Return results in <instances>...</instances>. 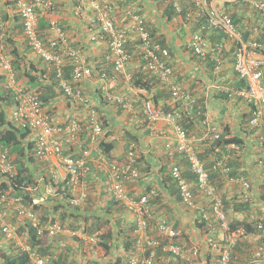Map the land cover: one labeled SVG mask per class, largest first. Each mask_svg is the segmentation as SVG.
<instances>
[{"label":"built area","instance_id":"built-area-1","mask_svg":"<svg viewBox=\"0 0 264 264\" xmlns=\"http://www.w3.org/2000/svg\"><path fill=\"white\" fill-rule=\"evenodd\" d=\"M15 1L32 52L45 63L52 64L55 67L57 76L60 79V88L66 97L76 103L89 104L90 97L85 95L83 83L95 77L96 70L94 65L90 63L84 48H77L68 31L61 25L60 19L52 16V11L56 8V0ZM243 1L264 12V0ZM34 3H41L43 10L51 12L49 16L50 27L46 36L39 33L38 14ZM114 3L115 0H103V2L92 0L90 1L91 8L95 9V12L91 16H87L85 12L87 0H75L72 13L75 17L86 21L89 26L95 25L90 34V41L106 43L105 61L113 66L114 71L118 74V79L123 80V82L130 83L132 79V74L128 68L134 61V54L128 48L127 33L128 31L135 33L137 36L136 41H138L137 51L141 55L140 65H143L163 86L169 87L173 103L179 105L181 111L190 115L189 109L191 104L195 103V99L190 91L173 82V68L169 64L172 57L170 50L153 40L144 18L138 13L131 14L128 31L118 26L119 20L115 15ZM174 5L177 11L180 12L181 7L177 0H174ZM204 15L207 16L209 25L213 28H220L229 35L235 34V26L231 17L222 15L218 10L210 7L209 0H199L196 12L188 13L186 19L194 22ZM3 37L4 34L0 33V59L9 73L8 86L16 92L18 101L14 116L16 119L23 118L24 124L39 131L37 155L45 159L60 158L62 168L68 177V185L75 187L79 174L86 169L85 156H63L60 142L55 134L68 133L71 137H74L84 129L83 125L80 121L73 120L66 126H52L49 116L44 112L39 95L16 87L14 73L5 54L6 46L2 42ZM207 44L208 42L200 33L196 32L192 35L191 46L195 53L205 56ZM221 51L222 47L218 48V52ZM67 65L71 66L72 80L70 81L64 77ZM235 70L240 80L244 81V85L242 87H230L226 91L229 93L230 100L238 98L245 102L243 111L249 113V115L247 118H243L242 122L248 128V134H253L252 139H254L255 144L249 147L236 142L230 143V154L224 155L223 159H216L214 169H220L222 172L227 173L229 167L226 163L233 156L232 152L241 153L242 156L245 155L247 160L250 159L248 161L249 173H254L253 169L258 170L257 174L260 175L259 193L264 195V44L257 40L248 44L242 43L235 53ZM97 73L98 80L101 81V89L108 99L117 100L125 109H129L130 102L122 95H118L120 93L109 85L110 79L105 68H98ZM179 108L165 112L158 108L148 95L142 101L143 114L151 124L161 120L175 122L177 143L175 149L169 151L168 154L171 163L170 173L177 183L182 205L187 209L198 211L202 209V206L196 201L199 195L212 199V202L209 203L211 204V213L202 210L203 212L200 214L202 220L205 221V234L202 236L205 238L206 257L203 255V247L200 244H188L185 247L175 242L174 239L180 238L182 232L165 219H161L156 227L160 238L150 234L149 217L151 216V210L149 195L143 194L138 198H132L125 188L127 181L137 180L141 174L138 165L140 153L136 148L137 145L133 143L131 144L133 149L128 152L126 160L123 162L108 163L105 158L103 159L105 163H108L109 189L114 198L139 216L135 230L137 234L136 252L130 257L129 264H164L165 258L163 257L168 255L180 259L182 264H206L207 256L212 254L216 256L214 264H264V200L260 198L261 201L258 206L260 211L250 210L249 221H253L254 227L250 234L247 233L244 226L232 228L231 221L229 223L226 218L223 199L217 194L210 171L200 158V149L194 140L197 136L189 135L186 129L176 122L180 116ZM91 122L93 126L92 142L95 143L102 137L104 129L94 115L91 116ZM209 133L212 134L213 139H218L222 135L221 130L211 125L208 127V131L202 134L208 135ZM175 152L186 158L191 164L190 170L197 176L199 182L196 193L192 183L184 176L183 166L177 162ZM0 173L9 174L10 176H14L16 173L7 149L3 150L2 148H0ZM249 176L252 178L251 174L248 177L241 175L229 180L241 188L239 202L253 204L255 199L254 186ZM48 191L52 192L53 188H49ZM260 195L259 197H261ZM83 196H85L84 193L80 199ZM80 199L75 198L73 203L78 204ZM33 202L38 203L39 200L34 199ZM10 206L18 219L17 221H12L6 216L7 208ZM24 222L30 223L29 225L38 234L47 231L50 235L55 236L65 232L87 239L93 244H96L99 240L97 233L90 235L84 233V230L69 231L59 221L43 224L37 212L25 201L23 196H8L6 192L0 190V233L3 239L8 242H17L24 250H27L30 253L32 264H49L50 259L47 256L40 255L37 248L25 242L19 233V228ZM245 238H253L250 241L252 243L251 252L247 255H238L236 250L241 241H245ZM251 243L249 244L251 245Z\"/></svg>","mask_w":264,"mask_h":264},{"label":"trees","instance_id":"trees-1","mask_svg":"<svg viewBox=\"0 0 264 264\" xmlns=\"http://www.w3.org/2000/svg\"><path fill=\"white\" fill-rule=\"evenodd\" d=\"M29 1L30 0H28V2ZM31 1L34 2L33 0ZM140 1L141 0H125V3L132 6L139 4ZM158 2L166 4V17L172 19L178 14L173 0H159ZM15 3V0H6L2 4V8H0V33L5 35L3 42L6 45L8 56L11 60L10 64L12 70L17 76L18 87L23 91H32L38 94L42 106H49L53 109L55 108V100L57 98L63 97V93L59 84L60 79L57 76L55 67L52 64L45 63L42 59L39 60L32 56L31 49L26 43L27 39L23 29L24 23L19 9H17ZM34 4L39 19V32L42 36H46L50 27L49 16L51 15V12L44 11L41 8V3ZM196 6H198V2L192 1L188 6L181 9L182 12L179 14L184 17L187 11L192 8H196ZM63 12L64 11H62V8L57 6L55 10L52 11V16L59 18L63 15ZM255 16H258V18L263 23L262 27H264V16L259 13H255ZM233 20L235 24H237L240 19H238V17H234ZM206 21V17H202L199 19V21H197L194 29L197 30L201 25L204 26L205 30L208 27ZM61 25L64 27V29H67L64 20L61 21ZM148 29L151 30L149 25ZM222 37H224V35ZM258 40L260 42H264V33L258 37ZM77 44L78 45L75 44V46L79 48L81 44L79 42ZM135 56L138 59L141 58L139 51H136ZM94 61L95 63L93 62V65L96 70L94 73L95 79H99L97 73L98 68L104 67L107 71L110 82L113 84L118 83V74L114 71L113 66L110 63H106L105 55L102 57V59L95 58ZM210 67H212L211 70L214 69L213 65ZM64 77L69 81L72 80L71 66H66ZM99 82L101 81L99 80ZM130 86L132 88H139L149 91L157 105L158 101L163 98V94L166 96L169 92L168 88L162 87V85L159 83V80L151 75V73L147 71L143 65L138 67L137 70L132 73ZM117 90L116 92L120 91ZM118 95H122L124 98L128 99L122 93ZM94 96V101L91 102L90 98L89 104L82 103L80 105V109L84 110L85 113L89 110L90 114L88 113V117L80 120L84 131L77 136L75 142H72L71 138L68 139L69 141L64 144V152L66 154L67 152L69 153L70 150L67 148L70 147V143L72 146H76L80 141H82L83 149L87 148L90 142L92 143L93 126L91 122V116L92 111H96L100 113V115H98V119H100L101 126L104 129L102 139L99 144L100 146L98 147L99 149H97L99 152L97 153L101 154V156H106L108 163H112L115 162V160H113L115 157L113 152L116 148L117 140H105V138L108 140V137L115 133V128L111 125V117H107L105 114V108H116L115 113H120L121 111L125 110V108L117 100H109L105 95V92L101 89V86L100 88H97ZM16 97V92L12 90L7 84V75L5 72H3V70H0V147L7 149L9 158L12 160L17 171V174L14 176V178L7 176V174L0 175L1 178L4 176L8 177V179L3 178L0 181V190L6 192L8 196H23L25 201L37 212L38 217L43 224L59 221L62 226L67 228L69 231L81 229L88 233L97 232L100 237L99 245H102L103 248H98L95 245H86L85 247L86 242L83 239L65 232L59 233L55 236L50 235L47 231L42 234H38L28 222H24L20 226L19 233L24 238L25 242L29 243L32 247L37 248V251L40 255L47 256L50 259L49 264H102V259L106 254L109 255V260L105 264H116L111 259L113 257L112 252L114 251L113 245L110 246L108 244L110 240H117V237L114 236L115 234L112 229V226L116 225L113 224L112 219L102 213V208L97 207L99 203L93 198V196H91L90 187H86L85 191L83 192L86 196H83L84 198L79 202V204H73L72 200L79 196V194H76V196L74 193H72V191L67 187L66 181L64 179L55 181V178L52 177L49 172H46L44 169L45 166L41 165L39 157L36 154L37 146L34 139V131L28 126L22 127V124H24V121L22 120L23 118L13 120L11 117V110L14 109L18 103ZM215 98H219L218 104L219 107L222 108L221 112L223 115H225L227 111H230L231 106H235V104H233L234 102L230 104V96L228 91L225 89H220V91L216 93ZM68 100L69 103L71 99L68 98ZM203 100L204 99H200L197 101L195 99V103L191 104L189 109L190 115H188L187 112L181 111L179 108L180 106L176 105L175 103H172V108L167 106L165 111H173L174 109L179 108L180 110L178 111L180 112V116L176 122L180 123L184 129H186L189 135H193V132L198 133L196 136L197 139L200 140L203 149V151H201L200 148V158L205 162L207 169L210 171L212 183L216 186L217 193L223 198L227 220L229 223L231 221L230 224L232 228L244 226L247 233L250 234L254 230L253 221H249V214L251 212L250 210L256 209V211H260L258 206L259 202L262 199L264 200V195L261 194V197H255L253 204L245 202L242 203L239 202L240 192L238 191L241 190L239 185L232 182H230L229 185L227 183H223L224 180H227V178H237L241 175H246L248 177L249 163L247 157L245 155L242 156L241 153L236 154L232 152L233 156L229 158L226 163L229 167L227 173L222 172L220 169L215 170L214 163L216 162V159H223L224 155L230 154V143L236 142L240 145H247V139H252L253 134H248V128L244 125L240 126L242 129H245L241 134L234 133L228 124L224 126L222 135L218 139H213L212 134L210 135V133L208 135L199 134L201 126L204 124L203 122L207 120V117L204 115V113H206V109L204 108L205 103L201 102ZM96 103H99L101 108L95 105ZM69 105L70 103L67 104L68 107ZM48 112L50 115H53L52 110L48 109ZM248 115L249 113L246 112L241 113L243 118H247ZM145 122L150 125L149 121L145 120ZM208 127H210V123L207 122L204 126L206 131H208ZM122 131L123 132L120 135V139H125L124 141L128 143L126 153L127 157L128 152L133 149L131 144L135 143L137 145L136 148L139 149L138 145L140 143V138L139 134L133 131L131 128H125ZM80 152L79 153L82 154V151ZM97 153L95 152V154ZM175 154L179 153L175 152ZM146 162L147 160L142 154L138 159V165L140 167L141 173H143L142 170L149 172V169H145L143 166L141 167L140 164H145ZM177 162L183 166V174L192 183L194 192L196 193L197 184L199 182L197 176H195L190 170L191 164L184 157H181V159ZM166 169L167 166L163 165V170ZM166 174L167 178L165 181L166 183L167 180L170 181V183H167V186L170 190L169 193L171 192L172 199L177 204L182 205L177 183L171 180L168 170H166ZM39 179H41V182L38 181ZM139 179L140 177L137 180ZM106 181H108V175ZM41 184H45L46 186L53 185L56 189L55 193H57V196L55 197L46 195L47 199L44 198L42 201H40V203H34L33 199L35 195L31 193L33 191H29L27 188L29 186L31 188H36ZM146 191L147 194L150 195V200L153 199V202L162 201L161 199L163 195L161 192H155V194H152L151 186ZM113 202L116 204L120 203L114 199ZM196 226L201 229H203L205 226V222L202 220L200 215L196 218ZM130 231L120 234L126 237L124 244L126 245V251L128 254H132L134 252L135 242L137 239L135 228H131ZM119 232L120 230L117 231V233ZM251 239L253 238H245V241H241L236 250L238 255H247L251 252ZM2 241L3 236L0 233V264H31L32 259L30 257V253L27 250H24V248H22L17 242H10L8 245L3 246ZM177 242L182 246L184 245L183 243H185L182 239H179V241L177 240ZM249 243H251V245ZM102 249L104 250L105 254H101L100 251ZM167 257L172 258L170 255ZM125 258L126 257H123V255H119L117 264H126ZM174 261L175 262H170L168 264H181L180 259L175 258ZM215 261L216 256L212 254L207 256L206 264H214Z\"/></svg>","mask_w":264,"mask_h":264},{"label":"crops","instance_id":"crops-1","mask_svg":"<svg viewBox=\"0 0 264 264\" xmlns=\"http://www.w3.org/2000/svg\"><path fill=\"white\" fill-rule=\"evenodd\" d=\"M5 1L6 0H0V8H2V4ZM56 1L59 8L63 5L62 9L64 12L59 19L61 21L64 20L67 28L66 30L68 31L74 45H78V42L81 44L80 47L84 48L90 63H95V58L102 59L107 51L106 43H94L90 41V34L95 25L89 26L86 21L82 20V18L79 19L74 16L72 13V0ZM90 1L92 0H87L85 7L87 16H91L95 12V9L91 8ZM100 1L103 2V0ZM158 1L159 0H141L139 4L130 6L125 3V0H115L114 11L116 18L119 20L118 26L128 31L131 14L138 13L144 17L147 27L148 25L150 26L151 30L149 31L153 36V40L161 43L164 47L170 50L172 55L170 64L174 69L173 82L190 91L192 96L197 101L204 99L201 102L205 103L204 108L206 109V113H204V115L207 117V120L203 122L204 124L201 126L199 134L202 135V133H204V126L207 122L210 123V125L216 126L217 129L222 132L224 130V126L228 124L230 125L232 132L241 134L244 129L240 126H245V123L242 122L244 119L241 116V113L244 112L243 105H245V102L238 98L230 100V104L234 102L233 104H235V106H231L230 111H227V113L223 115L221 112L222 108L219 107L218 104L219 98H215L216 93L220 91V89L226 90L227 88L241 85L240 78H238L239 76L237 77L234 70L236 42L229 38L227 39L222 37L223 35L219 32L212 31L208 28L204 30V26L200 25L197 31L201 32L202 36L209 41L210 49V56L203 59L202 57L196 55L190 47L192 33L196 31L194 26L197 21H194L193 24L188 23L186 18L180 15L182 10L180 12L178 11V14L172 19L166 17V4ZM192 1L195 2L196 0H178L181 9L188 6ZM212 7L224 14L230 15L233 18L238 17V19H240L236 24V27L243 41L258 39V37L264 33V27H262L263 23L258 16H255V13L249 3L243 0H212ZM190 12L195 13V8L187 11L186 14ZM7 24L9 25L8 22ZM136 39V34L128 31L127 45L134 54V61L128 68L131 74L141 66L139 59L135 56L136 51L138 50V41H136ZM220 41L224 43L225 51L223 53L222 64L219 69H217L211 61L213 60V56L215 57L212 49L216 42ZM262 43L264 44V42ZM211 65H213L214 68L212 70V67H210ZM117 82L118 83H115L116 86L112 82H110L109 85L112 87L115 86V90H120L117 91L124 94L128 98L127 100L130 102V108L125 109L120 113H115L116 108H105V114L108 118L111 117V125L115 128V133L108 137V140L107 138L105 140H117L116 148L113 152L115 156L113 160L123 162L126 158L128 143L124 141L125 139H120V135L122 134L123 129L131 128L139 134V153L140 156L143 154L147 160L145 164L140 163L141 167L143 166L145 169H149V172L142 170L143 173H141L139 180L127 181L125 183V188L128 194L132 198H138L141 195L146 194V190L150 186L152 187V191L156 193L161 192L163 195L161 199L162 201L153 202V199L150 200L152 212V216L150 218L151 225H155L158 220L163 217L167 218L173 225L177 228H181V230L188 235V241L183 242H188L189 245L195 243L200 244V246L203 247V255L205 256V238H203L196 226L197 214H195L192 209H187L181 204H177L172 199L171 192L169 193L170 190L167 186V183H170V181L167 180V183L165 181L167 178L166 170L170 173L169 170L171 164L168 152L174 150L177 143L175 122H166L161 120L157 121L156 124L150 123V125H148L145 122L146 118L142 111V101L147 95L152 98V94L144 89L132 88L129 82H123V80L120 81L119 79ZM100 84L101 82H99L98 79H95V77L83 83L84 92L91 98V102L94 101L95 91L97 88H100ZM171 97L170 92H168V95L166 96L163 94V98H161V100L158 101V105H156L163 110H166L167 106L172 108L173 101ZM69 103L70 105L68 107L67 104ZM69 103L63 97L55 100V108H50V110L53 111V115H51L53 123H66L73 118L83 120L90 114L89 110L85 113L84 110L79 108L81 104L74 101H70ZM95 105L101 108L99 103H96ZM96 113L100 115V113ZM192 134L193 136H196L197 133L193 132ZM60 138L63 144H66L67 141H69V137L65 135H61ZM194 140L199 149L201 148V151H203L200 140L196 137ZM254 144V139H247V145L249 147H252ZM71 146L72 144L70 143V147L67 148L70 150V154H77L83 149L82 141H80L76 146ZM95 152L97 153L99 151L96 150L90 154L87 162L89 171L84 175L82 182L90 187L91 196H93V198L99 203L97 207L102 208V213L112 219L113 224L116 225L112 226V229L115 234L114 236L117 237V240H110L108 243L110 246L113 245L114 249L112 252L113 257L111 259L117 264L119 255H123V257H126L125 263L129 264V258L133 253L128 254L126 251V245L124 244L126 237L120 234L130 231L131 228L134 229L137 224L138 216L133 211L129 210L127 206L125 207L123 203L116 204L113 202V196L108 189V181H106L108 175V163H105L104 160H102L101 154H95ZM181 157L182 156L180 154H176L177 161H179ZM163 165L167 166L166 170H163ZM44 169L52 176L54 169H56L58 173L57 178L60 179L65 176L63 169L60 167L59 163L56 162V159H53V161ZM253 170L254 173H249L248 175L252 174V178L250 176L249 177L251 178L250 180L254 186V196L258 197L260 195L258 188L260 175L257 174L258 170ZM250 172L252 171L250 170ZM223 183H227L228 185L230 184L226 180H224ZM238 192H241V190ZM204 200L205 197L203 195H199L197 198L198 204L201 205L203 209L205 205ZM10 208L11 206L8 207L6 211L7 218H17L14 211ZM118 230H120L119 233H117ZM99 242L100 240L98 243L93 244L86 241L85 247L86 245H95L98 248H103L102 245H99ZM3 246H6V244L3 243ZM100 252L101 254H105L103 249ZM108 256L109 255L107 254L104 256L102 264H105L109 260ZM163 258H165L164 264H168L172 260V262H175L173 258L167 256Z\"/></svg>","mask_w":264,"mask_h":264},{"label":"clouds","instance_id":"clouds-1","mask_svg":"<svg viewBox=\"0 0 264 264\" xmlns=\"http://www.w3.org/2000/svg\"><path fill=\"white\" fill-rule=\"evenodd\" d=\"M75 1V0H74ZM74 1L72 0L71 2L73 3V5L72 6H74ZM174 1V0H173ZM178 1V0H177ZM197 2H198V5H199V0H196ZM179 3V2H178ZM179 5H180V3H179ZM250 5V4H249ZM63 6V5H62ZM62 6H61V8H62ZM209 6L210 7H212V0H209ZM251 6V5H250ZM56 7H57V1H56ZM197 7L198 6H196V8H195V11H196V9H197ZM252 7V6H251ZM73 8V7H72ZM214 8V7H213ZM216 9V8H215ZM217 10V9H216ZM252 10H253V12L254 13H259V14H261L262 16H264V12H262V11H260V10H257V9H255V8H253L252 7ZM45 11V10H44ZM62 11H63V9H62ZM66 11V10H65ZM220 14H222V15H225V16H228V17H231L230 15H228V14H224V13H222L221 11H218ZM187 15V14H186ZM186 15L184 16V18H186ZM205 17H206V22H207V25H208V29H210V30H212V31H217V32H219V33H222L223 35H224V37L225 38H229V39H231V40H234L235 42H236V49H235V53H236V51H237V49H238V47L242 44V43H244V44H248L249 42H252V41H254V40H257V41H259L258 39H252V40H249V41H243L242 39H241V37H240V34H239V32H238V30H237V27H236V24H235V22H234V20H233V17H231V19L233 20V22H234V26H235V34L234 35H229V34H227V33H225L222 29H220V28H213L212 26H210L209 25V21H208V18H207V16L206 15H204ZM204 16H202V17H204ZM202 17H199V19H201ZM199 19H197V21H199ZM39 20V19H38ZM60 22H61V20H59ZM186 21L188 22V23H191V24H193V22H190L189 20H187L186 19ZM39 30V29H38ZM196 32H198V33H200L201 34V32H199V31H194V33H196ZM40 33V32H39ZM194 33H192V35L194 34ZM25 34V33H24ZM202 35V34H201ZM5 36V35H4ZM152 36V35H151ZM4 38V37H3ZM153 38V37H152ZM203 38L208 42V44H207V47H206V55L205 56H202V55H200V54H197V53H195V51H194V49H193V47L191 46V42H192V38H191V42H190V47L192 48V50H193V52L196 54V55H198V56H200V57H202L203 59H206L207 57H209L210 56V49H209V41L203 36ZM27 39V38H26ZM2 42H3V39H2ZM260 42V41H259ZM4 43V42H3ZM26 43L28 44V41H26ZM260 43H262V42H260ZM5 44V43H4ZM161 44V43H160ZM29 45V44H28ZM6 46V45H5ZM30 47V46H29ZM222 47V51L219 53L218 52V48H221ZM224 51H225V46H224V43L222 42V41H220V42H216V44H215V46L213 47V49H212V52H213V54L215 55V57L213 56V60H211L212 61V63H213V65L215 66V68H217V69H219V67L221 66V64H222V59H223V53H224ZM31 52H32V50H31ZM5 54L7 55V57H8V60H9V63L11 62V60H10V58H9V56H8V52H7V49H6V52H5ZM32 56L34 57V58H36V59H41V58H39V57H37L33 52H32ZM218 59V60H217ZM171 65V64H170ZM10 66H11V64H10ZM12 68V67H11ZM173 68V67H172ZM0 70H3V72H5V74L7 75V84H8V78H9V73H8V71H6V69L4 68V65H3V63H2V61H1V59H0ZM234 70H235V61H234ZM13 71V70H12ZM13 73H14V71H13ZM235 73H236V75H237V77H238V74H237V72H236V70H235ZM173 75H174V69H173ZM14 77H15V84H16V87H18V81H17V76H16V74L14 73ZM239 78V77H238ZM160 83V82H159ZM240 83H241V85L240 86H236V87H242L243 85H244V81H242V80H240ZM160 85H162L161 83H160ZM163 86V85H162ZM163 87H165V86H163ZM19 88V87H18ZM166 88H168L169 89V92H170V88L169 87H166ZM185 89V88H184ZM85 93V92H84ZM87 93H85V95H86ZM86 96H88V95H86ZM63 98L64 99H66L67 101H69L68 100V98L69 97H66L64 94H63ZM70 99V98H69ZM153 100V99H152ZM71 102L73 101L72 99L70 100ZM129 102V101H128ZM154 102V101H153ZM79 104H82V103H79ZM154 104L156 105V103L154 102ZM157 106V105H156ZM158 107V106H157ZM158 108H160V107H158ZM15 109H16V107H14V109H12L11 110V117H12V119L13 120H17L16 118H15V116H14V112H15ZM43 109H44V112L49 116V119H50V123L52 124V126H58V125H61V126H66L67 124H69L70 122H72L73 120H78L77 118H73V119H70L68 122H66V123H60V124H55V123H53V121H52V117H51V115L49 114V112H48V109H50V107L49 106H47V107H43ZM161 109V108H160ZM163 110V109H162ZM163 111H165V110H163ZM166 112V111H165ZM168 112H170V111H168ZM95 116L96 118H97V120H99V122H100V119H98L99 117H98V114L96 113V111H92V116ZM78 121H80V120H78ZM26 126H28L29 128H31V126H29V125H27V124H22V127H26ZM211 126H213V125H211ZM33 131H34V139H35V141H36V146H37V141H38V133H39V131L37 130V129H33V128H31ZM84 131V129L82 130V131H80L77 135H75L74 137H71L68 133H60V134H55V136H56V138L59 140V142H60V145H61V148H62V155L63 156H73V157H83V156H85V159H86V165H85V171H83V172H81L80 174H79V177H78V181H77V184H76V186L75 187H71L70 185H68V177H67V174L65 173V171H64V173H65V176L62 178V179H60V178H57V171H56V169H54V172H53V176H54V178L56 177V179H55V181L56 180H65L66 181V184H67V187L72 191V193H74L75 195L76 194H79V196H77V197H75V198H77V199H80V197L82 196V194H83V192L85 191V189H86V187H87V185H85V184H83V182H82V178L84 177V175L86 174V173H88V166H87V162H88V158H89V156H90V154H92L94 151H96L97 149H99L98 147L100 146L99 144H100V141H101V139H102V137L100 138V140H98L97 142H95V143H89L88 144V147L87 148H84V149H82V154H70V153H68V154H66L65 152H64V144H63V142H62V140H61V138H60V136L62 135V136H67V137H69V138H71V141L72 142H75V140H76V138H77V136L80 134V133H82ZM206 131V130H205ZM204 131V132H205ZM198 134V133H197ZM106 139V138H105ZM1 148V147H0ZM37 148H38V146H37ZM3 150H6L5 148H2ZM138 149V148H137ZM37 150V149H36ZM139 150V149H138ZM36 154H37V152H36ZM38 156V155H37ZM39 157V161L41 162V165H43V166H45V168L48 166V164L49 163H51L52 161H53V159H56V162L57 163H59V165H60V167L62 168V161H61V159L60 158H58V157H53V158H49V159H45V158H41L40 156H38ZM106 159V161H108L107 160V157L106 156H102V160L103 159ZM11 160V159H10ZM11 162H12V160H11ZM119 162V161H118ZM13 163V162H12ZM179 163V162H178ZM15 167V166H14ZM140 168V167H139ZM63 169V168H62ZM15 175L17 174V171H16V167H15ZM169 172H170V170H169ZM140 173H141V170H140ZM0 175H1V173H0ZM14 175V176H15ZM141 175V174H140ZM7 176H9V177H11V178H14V176H10L9 174H7ZM52 176V175H51ZM52 176V177H53ZM170 176H171V173H170ZM6 176H4L3 178L4 179H8V177H6ZM82 177V178H81ZM141 177V176H140ZM3 178H1L0 177V181L3 179ZM227 178V177H226ZM225 178V179H226ZM171 179H172V181H174L173 180V178H172V176H171ZM39 182H41V179H39L38 180ZM228 183H230V180L227 178V180H226ZM175 182V181H174ZM53 188V191L52 192H49L48 191V189L49 188ZM79 187H81V188H79ZM28 188H31L30 186L28 187ZM27 188V189H28ZM82 189V190H81ZM108 189H109V180H108ZM29 191H33V192H31V193H33V195H35V197H34V199H38L39 200V202L38 203H40V201H42L44 198L45 199H47V197H46V195H49V196H57V193H55L56 191V189H55V187L53 186V185H50V186H46L45 184H41V185H39L38 187H36V188H31V189H28ZM109 191L111 192V190L109 189ZM152 194H155V192L154 191H152L151 192ZM111 194H112V192H111ZM147 194V193H146ZM218 194V193H217ZM218 195H220V194H218ZM86 196V195H85ZM112 196H113V194H112ZM221 196V195H220ZM149 197H150V195H149ZM205 197V196H204ZM222 197V196H221ZM74 198V199H75ZM84 197H82L81 199H80V201L83 199ZM33 199V200H34ZM73 199V200H74ZM113 199H115L114 198V196H113ZM223 199V198H222ZM73 200H72V203H73ZM79 201V202H80ZM115 201H117L116 199H115ZM210 201L212 202V199L211 198H208V197H205V200H204V203H205V205H204V209L203 210H205V212H210L211 213V204H209L210 203ZM121 203V202H120ZM73 204H75V203H73ZM79 204V203H78ZM149 206H150V200H149ZM183 206V205H182ZM126 207V206H125ZM186 208V207H185ZM223 208H224V211H225V206H224V201H223ZM150 210H151V206H150ZM132 211V210H131ZM203 211L202 210H198V211H194V213L195 214H197V216H199L200 215V213H202ZM226 213V212H225ZM14 214V213H13ZM136 214V213H135ZM137 215V214H136ZM138 216V215H137ZM151 216H152V212H151ZM151 216L149 217V223H150V234L152 235V236H154V237H156V238H160V235H159V233H158V231H157V224H158V222L161 220V219H165V220H167L170 224H172L167 218H165V217H163V218H161V219H159L158 220V222L155 224V225H151V222H150V218H151ZM139 217V216H138ZM227 218V217H226ZM14 219H16L15 221H17L18 219L17 218H12L11 220L12 221H14ZM137 221H138V218H137ZM205 222V221H204ZM22 225V224H21ZM173 225V224H172ZM136 226H137V224H136ZM175 226V225H174ZM176 227V226H175ZM198 229H199V231H200V234L201 235H203V234H205V232H204V228L203 229H201V228H199V227H197ZM178 229H180L181 230V228H178ZM75 230H80V231H82L81 229H75ZM135 230H136V227H135ZM151 231H152V233H151ZM181 232H182V235L180 236V238H177V239H174V241L175 242H177V240L178 239H182L183 241H188V239H187V237H188V235L187 234H185V232L184 231H182L181 230ZM84 233H86V234H94V233H88V232H86V231H84ZM95 233H97V232H95ZM98 234V233H97ZM137 235V234H136ZM99 236V235H98ZM78 237V236H77ZM79 238H81V239H83L85 242L86 241H88L89 242V240H87V239H84V238H82V237H79ZM4 240V239H3ZM99 240H100V237H99ZM98 240V241H99ZM137 240V239H136ZM5 241V240H4ZM8 242V241H7ZM10 243V242H9ZM98 243V242H97ZM178 243V242H177ZM180 244V243H179ZM188 245V242H185V244L183 245V246H187ZM135 250H134V252H133V254L132 255H134V253L136 252V242H135ZM131 255V256H132ZM130 256V257H131ZM173 258V257H172ZM130 259V258H129ZM173 259H175V258H173ZM31 264H32V262H31ZM181 264H182V262H181Z\"/></svg>","mask_w":264,"mask_h":264},{"label":"rangeland","instance_id":"rangeland-1","mask_svg":"<svg viewBox=\"0 0 264 264\" xmlns=\"http://www.w3.org/2000/svg\"><path fill=\"white\" fill-rule=\"evenodd\" d=\"M15 220H16V219H14V221H15ZM2 242L5 243L6 245H8V243H9V242L4 241V240H3Z\"/></svg>","mask_w":264,"mask_h":264}]
</instances>
